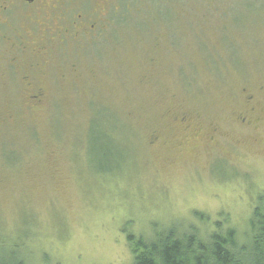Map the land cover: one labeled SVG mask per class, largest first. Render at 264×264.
Listing matches in <instances>:
<instances>
[{
	"label": "rangeland",
	"instance_id": "rangeland-1",
	"mask_svg": "<svg viewBox=\"0 0 264 264\" xmlns=\"http://www.w3.org/2000/svg\"><path fill=\"white\" fill-rule=\"evenodd\" d=\"M115 7L39 75L40 106L0 37V249L27 264H133L130 235L172 226L242 244L264 205V120L238 124L264 100V0Z\"/></svg>",
	"mask_w": 264,
	"mask_h": 264
},
{
	"label": "flooded vegetation",
	"instance_id": "flooded-vegetation-1",
	"mask_svg": "<svg viewBox=\"0 0 264 264\" xmlns=\"http://www.w3.org/2000/svg\"><path fill=\"white\" fill-rule=\"evenodd\" d=\"M115 4L116 0H0V37L14 52L7 59L10 81L28 88L27 104L40 106L46 101L51 91L39 75L65 54L66 46L70 54L76 45L85 48L86 43L105 38ZM256 101V96L248 97L250 107L238 119L241 128L264 120V100Z\"/></svg>",
	"mask_w": 264,
	"mask_h": 264
},
{
	"label": "trees",
	"instance_id": "trees-1",
	"mask_svg": "<svg viewBox=\"0 0 264 264\" xmlns=\"http://www.w3.org/2000/svg\"><path fill=\"white\" fill-rule=\"evenodd\" d=\"M105 138L110 140L108 136ZM250 228L242 244L238 243L233 229L222 232L219 228L200 236L192 228L178 234L174 226L156 230L151 239L130 235L128 240L134 255L133 264H264V205L254 210ZM0 264L27 262L21 257L19 247L13 246L9 250L0 249Z\"/></svg>",
	"mask_w": 264,
	"mask_h": 264
}]
</instances>
